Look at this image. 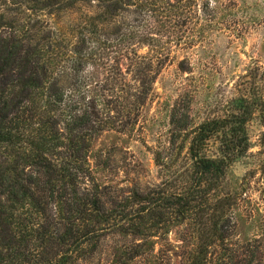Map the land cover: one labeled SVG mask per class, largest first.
Masks as SVG:
<instances>
[{"label":"trees","instance_id":"16d2710c","mask_svg":"<svg viewBox=\"0 0 264 264\" xmlns=\"http://www.w3.org/2000/svg\"><path fill=\"white\" fill-rule=\"evenodd\" d=\"M228 1L18 0L13 9L4 0L0 264H86L115 234L134 240L114 249L110 264H139L152 237L188 221L196 242L181 264L211 263L237 200L221 188L250 150L247 124L257 110L264 126V98L235 97L226 115L198 124L173 110L171 135L153 151L165 178L145 191L106 198L89 156L102 132H135L175 50L203 43ZM186 62L179 69L192 72ZM185 148L188 162L178 164Z\"/></svg>","mask_w":264,"mask_h":264},{"label":"rangeland","instance_id":"374dc122","mask_svg":"<svg viewBox=\"0 0 264 264\" xmlns=\"http://www.w3.org/2000/svg\"><path fill=\"white\" fill-rule=\"evenodd\" d=\"M237 1L238 8L228 1L223 23L203 43L175 50V58L155 82L134 133L107 130L95 138L89 160L95 179L106 187V198L133 189L145 191L164 180L153 151L163 148L171 135L173 110L198 124L226 115L235 97L264 98V0ZM7 2L19 8L18 0ZM3 3L0 0V8ZM184 58L192 72L179 69L178 62ZM247 133L250 150L229 166L221 188L222 195L237 199L229 209L230 233L223 244L212 248L210 264H264V126L259 110L248 122ZM217 147L218 140H211L208 155H216ZM177 158L178 164L188 162L187 148ZM192 232L188 221L171 227L165 239L152 237L139 264H181L196 242ZM133 240L120 234L105 237L86 264H110L114 249H125Z\"/></svg>","mask_w":264,"mask_h":264}]
</instances>
